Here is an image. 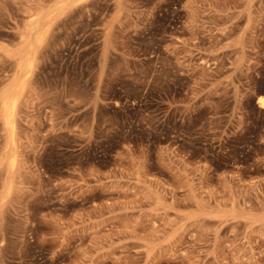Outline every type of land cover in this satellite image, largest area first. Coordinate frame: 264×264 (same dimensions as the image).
<instances>
[{
	"label": "rangeland",
	"instance_id": "rangeland-1",
	"mask_svg": "<svg viewBox=\"0 0 264 264\" xmlns=\"http://www.w3.org/2000/svg\"><path fill=\"white\" fill-rule=\"evenodd\" d=\"M65 2L0 0V264H264V0Z\"/></svg>",
	"mask_w": 264,
	"mask_h": 264
},
{
	"label": "bare ground",
	"instance_id": "bare-ground-1",
	"mask_svg": "<svg viewBox=\"0 0 264 264\" xmlns=\"http://www.w3.org/2000/svg\"><path fill=\"white\" fill-rule=\"evenodd\" d=\"M67 2V0H65ZM63 0V2H65ZM75 1V0H74ZM65 2V4H66ZM64 4V3H63ZM74 4V3H73ZM68 5V4H67ZM71 5V4H70ZM45 12V11H44ZM39 13V12H38ZM43 13V12H42ZM52 13V11H51ZM41 14V13H40ZM49 14V12H48ZM36 15L38 16L39 14L36 13ZM46 16V14H45ZM54 16V15H53ZM52 16V17H53ZM40 18V17H39ZM38 18V19H39ZM56 18V17H55ZM49 19V18H48ZM52 20V18H50ZM40 20V19H39ZM50 20V21H51ZM36 21V20H35ZM38 21V20H37ZM48 22V20H47ZM31 23V22H29ZM39 23V21H38ZM38 23H32V24H28L27 30L24 31L26 32V34H24L23 32H20L19 36H23L22 40L20 38V42H21V46L18 48L16 47L13 53V57H15L16 60V64H15V68H14V72L13 75L10 77V79L7 81V85L5 86V98H10L9 95H11L18 87L19 83L22 81V79L27 76L28 72L31 70L32 68V55L34 52V49L36 50V45L37 43L40 41L41 39V34L40 32H42V30L39 28V24ZM42 23V22H41ZM46 23V20H45ZM44 24V23H43ZM42 25V24H41ZM26 26V25H25ZM43 27V26H42ZM41 27V28H42ZM45 28V27H44ZM23 29V28H22ZM44 30V29H43ZM21 33H23L21 35ZM43 36V35H42ZM42 40V39H41ZM41 45V44H40ZM38 46V45H37ZM40 47V46H39ZM39 49V48H38ZM12 52V51H11ZM10 52V53H11ZM37 52V51H36ZM12 55V53H11ZM34 59V58H33ZM8 100V99H7ZM6 100V101H7ZM257 103L260 107L264 108V96H259L257 97ZM10 105L8 104V102H6V111H5V116H4V125L6 127V129H10Z\"/></svg>",
	"mask_w": 264,
	"mask_h": 264
}]
</instances>
